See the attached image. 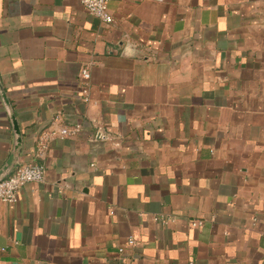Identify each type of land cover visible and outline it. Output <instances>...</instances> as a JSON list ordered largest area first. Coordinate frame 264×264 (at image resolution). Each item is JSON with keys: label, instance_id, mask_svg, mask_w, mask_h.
Returning <instances> with one entry per match:
<instances>
[{"label": "crops", "instance_id": "obj_1", "mask_svg": "<svg viewBox=\"0 0 264 264\" xmlns=\"http://www.w3.org/2000/svg\"><path fill=\"white\" fill-rule=\"evenodd\" d=\"M109 8L0 0L11 174L46 168L0 202V264H264V0ZM14 146L0 95V169Z\"/></svg>", "mask_w": 264, "mask_h": 264}, {"label": "built area", "instance_id": "obj_2", "mask_svg": "<svg viewBox=\"0 0 264 264\" xmlns=\"http://www.w3.org/2000/svg\"><path fill=\"white\" fill-rule=\"evenodd\" d=\"M89 14L99 18L106 24H113L115 18L109 8V0H81ZM80 95L85 102L91 101L92 75L88 67H83L79 74ZM80 131V126H65L60 136L62 138L74 136ZM46 177V168L38 164H20L13 174L0 181V202L16 203L19 199V193L24 186L30 183L44 182ZM158 219V218H157ZM203 222L197 220L194 226L201 225ZM135 243L134 238L128 240L129 245ZM121 252L124 248L120 249Z\"/></svg>", "mask_w": 264, "mask_h": 264}, {"label": "water", "instance_id": "obj_3", "mask_svg": "<svg viewBox=\"0 0 264 264\" xmlns=\"http://www.w3.org/2000/svg\"><path fill=\"white\" fill-rule=\"evenodd\" d=\"M0 95L5 106V109L8 113L10 118L12 128L15 134V146L13 151L11 152L8 160L6 161L5 165L0 169V181L9 177L13 170L15 169L16 165L18 164L19 157L24 148V136L21 128L20 121L15 113L13 105L7 95V91L3 86V83L0 78Z\"/></svg>", "mask_w": 264, "mask_h": 264}]
</instances>
